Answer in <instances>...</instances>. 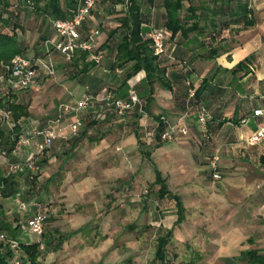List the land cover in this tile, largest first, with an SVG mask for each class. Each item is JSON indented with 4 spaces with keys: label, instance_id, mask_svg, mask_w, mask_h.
I'll list each match as a JSON object with an SVG mask.
<instances>
[{
    "label": "crops",
    "instance_id": "1",
    "mask_svg": "<svg viewBox=\"0 0 264 264\" xmlns=\"http://www.w3.org/2000/svg\"><path fill=\"white\" fill-rule=\"evenodd\" d=\"M193 1L199 6L198 12L207 13L200 20L201 28L186 36L177 33L173 38L167 31L166 52L161 57V64L166 67L164 76L173 89L164 87L158 79L152 89L145 70L138 71L123 84L125 67L111 68V57L106 51L96 71V75L106 83L98 95L111 89L115 95L127 97L129 90L134 88L149 108L147 115L139 118V132L142 139L155 125L160 115H165L172 122H177L183 117L189 125L191 140L204 143L200 152H219L222 177L205 183L211 190L215 189V195L212 197L217 206L214 219L216 250L211 261L201 264H246V260L242 258L244 251L257 248L264 253V140L255 145L247 144L244 140L262 122V118L253 116L252 112L254 108L264 105V0H248L255 19L250 25L231 21L234 15L229 14V9L225 10L226 14L213 15V11L220 9L222 0L217 3L214 0ZM235 1L237 0H232L233 8ZM161 2L162 0H142V11L147 13L150 19L149 22L142 24L143 32L147 31L151 24L164 27L165 9ZM185 4L188 6L189 2L186 0ZM125 6L124 3L100 5L97 2L82 29L89 32L98 28L97 43L101 46L107 41L109 30L118 23L117 18L125 13ZM48 32L50 36L55 37L53 27ZM56 59L57 71L69 81L74 91L88 93V85L82 84L78 78H71L73 65H68L59 54ZM242 60L246 64L241 69L235 70ZM205 77L209 78L213 87L211 90H206L200 99V104L206 105L210 112L207 128H203L198 123L197 111L200 104L195 101L194 96L189 95L190 89L198 88ZM74 91L69 93L76 95V98L77 94L73 93ZM80 95L78 98L81 97ZM91 108L97 113L104 106L96 101ZM49 115L51 114H43L40 118L27 117L22 130L24 129L26 133L31 121L42 127ZM244 117H249L246 124L241 123ZM64 120H66L65 115L61 117L60 122ZM134 120L131 112L125 116L109 113L108 120L102 128L105 135L95 143L96 152L102 149L111 152H143L134 130L136 126ZM118 124L122 126L117 128ZM40 137L32 136L29 144H16L8 158L0 160V175L9 172V162L24 161L33 154L35 143ZM111 140L114 141L112 145L109 142ZM61 142V139L53 142L54 155L46 165L56 164V172L62 170L60 166L66 157ZM85 145L76 147L72 157L74 158ZM188 145V139L163 141L157 146V152H171L169 149L186 150ZM207 168L210 169L209 160ZM20 181L22 189L25 190L27 185L24 177L20 178ZM8 198H11L13 203L18 197L0 198V202L5 206V213L13 222L24 221L35 211L44 209L42 205L37 208L32 203L33 199L26 200L31 203L27 209H22L17 202L15 205L18 208L7 207ZM193 200L195 199L187 203L193 205ZM182 201L186 213V203L183 198ZM163 210L172 211L160 219L164 227L170 228L177 219V208L167 206ZM51 212L55 214L54 210ZM185 219L186 216L183 221ZM162 224L160 226H163ZM206 235L210 237L209 233Z\"/></svg>",
    "mask_w": 264,
    "mask_h": 264
},
{
    "label": "rangeland",
    "instance_id": "2",
    "mask_svg": "<svg viewBox=\"0 0 264 264\" xmlns=\"http://www.w3.org/2000/svg\"><path fill=\"white\" fill-rule=\"evenodd\" d=\"M27 14L23 20L25 28L18 32L28 44L27 53L32 55L39 45L41 31L46 27L52 29V24L49 21L41 29L42 17ZM69 91L74 89L57 71L54 77L44 76L37 84L21 90L18 98L29 102L32 118H40L43 114L52 116L61 102L74 103L82 94L74 91L75 98ZM64 115L66 120L57 124L61 130L69 131L74 114ZM178 139H188L187 151L157 152V146L152 147L151 143L145 147L151 151V158L142 152L106 149L96 152L95 143L82 146L57 173L49 190L40 193L43 211L48 215L51 210L55 212V217L47 220L46 229L69 232L85 227L57 251L45 253L43 260L49 264H164L155 258L157 227L162 224L160 219L172 211H164L167 207L162 203L159 207L160 200L151 191L159 169L168 186L180 193L186 203V219L174 229L165 264L211 261L216 250L217 206L212 197L215 189L211 190L205 183L214 179L207 168L212 152H200L204 143L192 141L189 134L178 135L173 140ZM56 167L51 164L42 168V180L55 173ZM20 198L13 199V203L8 198L7 207H17ZM191 199H195L193 205L188 204Z\"/></svg>",
    "mask_w": 264,
    "mask_h": 264
},
{
    "label": "trees",
    "instance_id": "3",
    "mask_svg": "<svg viewBox=\"0 0 264 264\" xmlns=\"http://www.w3.org/2000/svg\"><path fill=\"white\" fill-rule=\"evenodd\" d=\"M76 1L77 0H15V2H13V0H0V61L8 62L17 54L30 55L27 53L28 44L26 40L22 39L18 32V29L23 30L25 28L23 20L25 15H28L27 13L42 17V29L46 27L45 25L48 24L49 21L52 24V20L55 18L70 16L76 6ZM185 1L186 0H162L161 2V5L165 9V20L163 21V25L167 31L170 32L171 38L177 33L186 36L192 31L199 30L201 28V18L207 15L204 11L198 12L199 6H197L193 0H187L189 2L188 6H186ZM214 1L217 3L220 0ZM97 2L100 5H105L107 3H124L126 5L125 13L117 18L118 23L109 30L107 41L101 45L111 57V68L114 69L117 66L125 67L122 83L125 84L127 80L138 71L145 70L147 80L152 89L157 79L161 81L164 87L173 89V86L169 84L164 76L166 67L161 64V57L166 52V45L164 53L156 54L151 39L142 31V24L150 21L147 13L142 11V0H98ZM226 9H229L228 12L230 15H234L231 21L240 22L244 25H250L255 22L253 10L249 7L248 0L235 1V8L232 7V0H222L220 9L218 11H213L212 14H226ZM233 9L235 10L233 11ZM81 32L82 34L87 33L84 29H81ZM48 37H50V33L46 27L41 31L40 40H38L39 45L35 47L33 54L43 53V43ZM67 64L73 65L71 68V78H78V81L82 84L88 85V93L98 95L105 87L106 83L104 80L96 75L99 64L90 59L89 51L83 49L77 50L73 59L68 61ZM245 64V61H240L235 70L241 69ZM94 68H96L95 71L93 70ZM212 88L209 78L205 77L198 88H191L195 91V101L200 104V99H202L204 92ZM109 90L111 91V89ZM20 91L21 90L0 89V104L12 109V116L15 121L13 129L0 127V143L8 151V154L15 148L16 144H18V139L22 135H25L24 129L22 130L24 120L31 116L29 102L19 100L18 98L20 96ZM141 100L143 111L139 109V106H135L133 109L127 111V113L131 112L135 118L133 122L136 124L134 130L139 143L143 147L142 154L151 158V151L145 149L147 144L143 141L141 133L139 132V118L144 115V111L147 113L149 109L148 104L142 98ZM200 105H202V103ZM109 113L115 115V112L111 110L102 118L99 116L98 112L95 113L92 111V108H89L81 113L84 124L77 135L69 138H56L61 139V145L64 148L63 153L66 154L60 169L65 167L66 161L72 157V152L76 147L87 143H96L104 137L105 132L102 131V128L108 120ZM166 118L165 115H160L158 121L155 122L152 128H156L158 131L163 130L166 125V121L164 120ZM234 120H238V118H234ZM121 126L122 124H118L117 128ZM162 143L163 140L158 136L152 145L158 146ZM52 146L53 143L51 146L43 149L42 152L34 155L32 161L40 168L39 170L33 171L24 166L21 170L0 175V198H15L19 195L21 199L24 200H30L32 198L38 199L34 201L43 205L40 192L49 190L51 181L55 179L59 172L52 173L44 180L41 178V169L49 163L50 158L54 155ZM22 177H24V181L27 185L25 190L21 187L20 178ZM152 184L151 191H154L160 200L158 206L161 203L163 204L162 206L166 207L173 205L177 208L178 214L172 227H157L158 235L155 258L165 264L168 257V244L173 236L174 227L183 222L185 218V208L181 196L168 186L165 176H163L159 169H156V179ZM170 201L172 203H170ZM36 207L38 208V206ZM4 208V204L0 202L2 229L9 237H16L19 239L20 248L19 253H15L7 244L0 242V264H13L12 262L16 258L20 259L21 264H49L43 260L45 253L57 251L63 246V243L67 239L75 233L80 232L85 227L82 226L69 232H62L58 229H46L47 220L54 218L55 214L51 212L48 215V213L44 212L46 218L43 234H32L21 238L19 236L22 231V222H16V220L13 222L11 219L9 220ZM42 244L43 248H41ZM242 258L246 260V264H264V253L260 252L257 248L244 251L242 253Z\"/></svg>",
    "mask_w": 264,
    "mask_h": 264
},
{
    "label": "built area",
    "instance_id": "4",
    "mask_svg": "<svg viewBox=\"0 0 264 264\" xmlns=\"http://www.w3.org/2000/svg\"><path fill=\"white\" fill-rule=\"evenodd\" d=\"M98 0H77L76 6L70 16L65 18H55L52 20V26L55 30V37L50 36L44 40L41 54L24 55L17 54L10 61H0V89L22 90L37 84L44 76L54 77L57 73V59L59 56L66 62L71 61L77 50L83 49L89 51L90 59L100 64L106 54V50L97 43L99 29H93L86 34H82L81 29L91 11L95 7ZM145 35L151 39L155 53L162 54L165 52L166 39L168 37L167 29L155 24H151L149 29L145 31ZM194 89H190L189 95L194 96ZM100 102L102 108L98 114L102 118L111 110L117 116H125L127 111L139 106L143 111L142 100L134 88H131L127 97L115 95L112 91L106 90L102 95H92L84 93L74 103L61 102L52 116L46 117L45 124L41 127L35 121H31L30 128L18 139V144H29L32 136H41L35 143V152L27 157L24 161L9 162V172L18 171L23 167H28L33 171L40 168L32 161L35 154L42 152L46 147L51 146L56 138H69L77 135L83 126L82 112L92 107L94 102ZM66 113L74 114L69 121V131H63L58 127V122ZM144 115L147 113L144 111ZM253 116L262 118L261 124L244 140L247 144L255 145L264 140V105L253 109ZM184 116V115H183ZM209 110L205 105H200L197 111V121L203 127L207 128ZM166 125L163 130L158 131L156 128L149 129L144 136V142L151 144L156 141L159 136L161 140H173L178 135H188L190 133L189 125L179 118L177 122L164 119ZM249 117L241 120L242 124H246ZM15 121L12 116L10 107L0 104V127H8L13 129ZM120 149V147H118ZM8 151L0 143V160L8 158ZM209 166L214 179H220L222 173L220 171V154L213 152L209 157ZM1 195V194H0ZM18 198L20 196L18 195ZM20 207L27 209L30 202L19 199ZM36 206H40L39 202H32ZM46 215L43 210H37L33 215L25 218L22 222V231L19 237L30 236L32 234L41 235L45 230ZM0 242L7 244L15 253H19V239L9 237L2 229L0 219ZM43 248V244L41 245ZM13 264H21L20 259L16 258Z\"/></svg>",
    "mask_w": 264,
    "mask_h": 264
}]
</instances>
